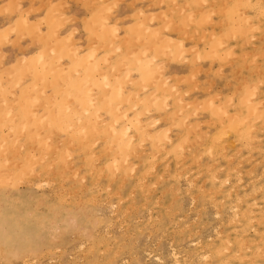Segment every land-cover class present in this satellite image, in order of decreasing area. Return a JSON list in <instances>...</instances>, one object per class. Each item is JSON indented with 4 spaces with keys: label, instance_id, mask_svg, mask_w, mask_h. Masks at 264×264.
Returning a JSON list of instances; mask_svg holds the SVG:
<instances>
[{
    "label": "rangeland",
    "instance_id": "rangeland-1",
    "mask_svg": "<svg viewBox=\"0 0 264 264\" xmlns=\"http://www.w3.org/2000/svg\"><path fill=\"white\" fill-rule=\"evenodd\" d=\"M13 1L14 0H0V55H2L0 58V74L3 75L5 72L13 74L12 76H14V78L10 87L13 89L11 91H15L14 95H10L4 99L5 101L0 102V121L2 120L6 124V127H0V231L12 245L7 252H4L6 249L1 251L0 264H176V262L177 264H264V256L262 255V253H264V220H252L250 222L251 225H248L250 229L247 227L246 229L248 230L242 232L241 235V228L239 224H236V227L234 226L231 219L232 210L229 209L233 205L241 209L246 203L247 205L255 204L258 207L254 206L253 208L264 211V189L261 190L262 187L264 188V152H261L264 151L262 150L264 149V130L262 129L264 122L255 121V126H257V128L255 126L253 128H256V131L251 128L250 132H252L251 134L249 133L250 136L253 135V138L259 137L261 139L258 138L259 140H256L254 138L251 141L248 136L250 140L247 142L242 144L235 142V144H230L233 146H225V148L221 145L220 148L219 142L216 143V141L219 139L223 140L227 137L222 136L220 138H215L217 132L215 133L214 131L218 128L216 123L219 119L215 121L214 117L209 114L210 108H219L216 111L217 116H219L218 118H223L225 112H228V114L226 113L227 115L231 114V112L234 113L236 100L239 94H242V90H246L247 87H249L247 89L248 91H252L256 88L257 92L254 94L256 96L253 97L256 99L258 97L261 99L260 101L263 100L264 71L262 69L264 67V58H262V53H264V47L261 48V45L264 46L262 44L264 43V34H262L259 29L262 28V32H264V7H262L263 12L259 10L255 17L252 12L249 11L246 13L243 10L245 13L244 16L242 9L238 6V0H197L193 5H187L185 0H172V2L171 0H162L163 2L161 0H118L119 2H117V0ZM209 1L210 3H208ZM260 1L264 6V0ZM180 3L185 4L179 8V11H176L178 7L173 6L174 4L180 6ZM218 3H221L222 6L218 5ZM170 4L172 6H170ZM224 4H226V6H224L225 8L223 7ZM227 4L230 5V7H228ZM237 6L241 10L238 9ZM170 7L173 8L170 9ZM182 7L183 10L181 9ZM216 7L217 9L223 7L222 9L225 11L220 9V11L222 10V12H220L221 15H217L219 11H216L217 14L213 13ZM236 7L238 10H234ZM190 9L194 10L193 16L191 15L193 11ZM198 9H202V12ZM226 9L228 10L227 12ZM165 10H168V13ZM158 11H162L161 16L156 18L157 13H159ZM175 11L179 14H174ZM183 11L190 12L185 13ZM141 12L144 16H142L143 14H138ZM164 12L166 13L164 14ZM203 12L206 14L210 12V14L207 16ZM259 12L261 17L257 18ZM18 13H22L24 16L26 15L25 18L28 20L27 24L36 32L33 33V31H30V33H27V31H22L21 29H15L14 31L5 29L10 27L9 25L14 27L18 19ZM195 13H200L198 14L199 17L197 14L195 15ZM154 14L155 16H153ZM183 15H187L186 18ZM203 15L206 17L203 18ZM148 16H153L155 18H149ZM179 16L181 17L180 22ZM221 16H226L225 20L224 17ZM237 16L241 17L233 21L234 18H238ZM46 17L48 22L45 21ZM170 17L172 19H169ZM245 17H249L250 19L247 18L246 20ZM253 17H255V19ZM194 18L197 19L195 22H192L191 20L194 21ZM219 18H223V22L226 21L227 24L229 20H231L230 23L233 26L231 24L227 26L226 23L221 24L222 20ZM242 18L245 19L246 26L250 27L249 30L246 29L243 35H240L238 27L239 25L240 29L243 27L244 23L239 22ZM64 19L65 21H63ZM99 19L101 20L98 21ZM157 19L163 22H159ZM210 19L212 21H210ZM139 20H142V22L139 23ZM169 20H172V22H169L170 24L168 23L165 26V23ZM176 21H178V24ZM98 22H104L105 27L110 28L113 33L111 30H108L111 35L107 34V37L105 36L106 34L102 32L96 35L95 30L98 28ZM189 22L193 25H189ZM218 22L221 24L220 29L218 25H215ZM90 23H92V25ZM174 23L180 25L177 26ZM253 24L254 26L256 24L258 25L254 27ZM185 25L189 28H184L186 27ZM223 25L226 26L224 27ZM170 26L172 27L167 30L166 28ZM36 27L38 28L35 29ZM154 27H157V29H153ZM175 27L176 30L179 29L181 31L178 32L173 30ZM227 27L229 29H227ZM50 28H53L54 32L64 33L66 38L67 35H69L67 40L64 41V45L72 41L78 47L80 56L83 53L92 55V57L104 55L107 62L109 59L113 61L112 59H115V55L118 54V50L113 47H118L120 50L126 49L128 51L127 53L134 50L131 51L133 53L136 51L135 49L138 48L134 54H131V52L128 54V56L130 55L129 58L134 55L143 57L142 54H140V46H142V43H150L146 39L160 40V38H163L161 40H166L170 45L176 46L177 49L174 50H177L180 54L175 55L177 54L175 51L173 53V59L165 63H162L163 61L161 62L162 65L160 64L159 67L163 66V69H165L159 70L160 74L164 71L160 76L164 79L166 78L165 81L168 85H176L174 88H179L178 93L183 94L181 95V105L183 101L189 103L194 100L190 103L191 106L186 102L188 107L185 105V102L183 103L185 108H183L181 113L190 112L182 121H186L185 126L192 124V122L195 124L198 122V124L196 125L197 127L188 134V137H186L187 139H181L182 129L177 128L176 125H171L170 127L166 126L163 130L165 133V140H174L176 148L184 145L186 142L185 145L189 146L188 148L190 149H186V146L182 147L184 150L181 148L177 150L175 148L174 151L166 154L168 156L162 157L158 155L154 159H151L150 155L156 140V133L154 131L153 135L148 139V142H142V144L139 145L140 147L138 150L141 151L138 152L145 151L142 156H146L145 159L139 160L134 156L130 157V155L126 154L121 156L119 153L112 152L111 155H108L112 149L116 148L117 144L109 134H102L98 128H89L87 125L83 127L81 136L76 135L69 137L64 132L53 128L55 119L51 117L53 115L50 113L49 108L51 107L52 109L53 103L60 104L62 102L59 99L61 83H51L47 78L37 83L32 88L33 94L39 99V103L35 108L38 119L34 122L29 119L23 120L24 123L22 120L19 122L17 108H19V110L21 109V112H23L22 101L27 95L32 94L27 93V95L24 96L21 91L23 81L29 76V74L26 77L18 75L21 72V67L19 66L21 60L23 59L20 64L26 65L27 67V65L32 64V59L35 55L39 57L41 61L44 59L49 60V58L52 57V61L55 60L53 64L54 72L62 67L70 69L75 65L76 58L70 55V53L76 54V51L68 52L64 47V50L67 51V55H63L61 53V46L58 42L52 45L54 51L49 55L46 54L49 53V50L44 53V56L41 51H38V41L42 42L44 40V42H46L48 40L46 35ZM140 28L142 29L140 30ZM194 28L197 33L193 30ZM143 29L146 30L143 31ZM154 30L158 31L155 33ZM185 30L187 36L190 35L189 37H193L192 39L190 38L184 41L183 38H189L185 36L186 33L182 35ZM190 30L193 32H190ZM218 30L223 33L221 32L219 34ZM152 31H154V33ZM137 32H140L139 35H135ZM141 33L144 35L142 36ZM148 33L151 35H148ZM227 33L230 34L228 35ZM249 33L250 36L248 35ZM259 33L262 36H259ZM206 34L207 37L208 35L212 36L203 39L206 37ZM181 35L182 37H179ZM253 36L263 38L258 40V37H254L253 39ZM56 38V35H53L50 39L54 42ZM193 40L194 42L197 41L193 44ZM242 40H249V42L246 45L240 42ZM223 42H227V44H223ZM232 44H234V46H232ZM242 44H244V46L241 47ZM250 44L255 45V47H252ZM106 45L107 49H104ZM131 45L133 49L130 48ZM238 45L240 48L237 47ZM190 46H192L193 49H190L192 48ZM212 47L216 48L212 49ZM227 47H232L233 49L230 48L227 50ZM186 48L189 50L187 51ZM194 49H196V51H194ZM201 49L203 50L201 51ZM222 49L223 51H221ZM230 50L232 53H230ZM250 50L254 52L258 50L259 54H256V56H260L254 59V52ZM181 51L186 52L182 54ZM241 51H250L246 59L243 55H247V53L240 55L242 53ZM196 52L198 53L196 54ZM210 52L212 54L206 56L209 55ZM217 52H219L218 58L220 59L214 60L217 58L213 55L217 54ZM229 53L234 55V57L229 55ZM192 54L196 55L192 56ZM235 54L243 57L248 62L242 59L240 60L238 56L235 61ZM251 54L254 55L252 56L253 58L250 56ZM190 56L192 57L191 61V58H189ZM165 57H167V55L162 54L158 56L160 59ZM158 58H156V61ZM178 60L179 62L182 61L179 63L177 62ZM211 61L213 62L209 63ZM226 61L228 63L231 61L232 64L230 63L229 65L227 63L228 65H226ZM251 62H257L255 63L257 65ZM224 63L225 66H223ZM243 65H245L246 69ZM120 66L121 65L117 64V70L115 69L112 71L113 75H120L126 72V67L121 66L120 68ZM220 66L223 67L220 68ZM189 67L191 70L193 68L196 69L195 78H192L194 75H190L191 77L189 76V79L187 78L185 82L182 78L183 76L188 77V73L191 72L188 71ZM197 67L202 69L200 70V68L198 69ZM254 67H258L256 72L258 71L257 73L259 75L255 73L259 78L262 74V79L257 78V75L251 72L254 70ZM218 68L221 70H218ZM82 69L83 68L79 66L78 70L82 71ZM205 69L208 70L206 73H203ZM234 70L236 71L234 72ZM260 70H262V73L259 72ZM193 71L195 72V70ZM219 71L222 72V75ZM166 76L169 77L168 80ZM175 79L178 81V84L174 82ZM180 79L184 82L182 80L181 82ZM196 80L198 81L197 84L195 83ZM238 80H242L241 82L244 84L241 82L237 84L239 82ZM244 80H246V82H244ZM189 82H193L197 88H191L190 85L192 86L193 83L189 84ZM120 83L121 85H125L126 91H133V88L126 81H121ZM245 83L249 84L246 85ZM236 85H239L241 88L237 87L234 89ZM137 87L138 84H136V88ZM188 87L193 90H190ZM193 87L195 88L194 85ZM206 88L210 90H206ZM185 89L187 91H185ZM136 91L138 90L136 89ZM232 91H234L233 93L235 94H232L233 96L230 97L231 95L229 94L232 93ZM216 94H218V96ZM226 97L229 99L225 100L224 98ZM15 98H17V100H14ZM51 99L53 100L52 102ZM95 99L98 102L101 99V93H98ZM132 99V95L127 97V100ZM195 99H197V101ZM208 99L211 102L208 101ZM230 100L232 101V105L234 104L233 108L232 105H229ZM221 101L222 103H220ZM50 103L51 105H48ZM67 103L69 108L75 107L76 109H81L75 104L73 97L67 99ZM198 104H200V107H196ZM201 104H203V106ZM171 105V101H168V110H170ZM226 105L231 107L227 108ZM259 105L261 106L258 107V110H260L259 108L264 110V102H259ZM189 107H196V110H199H194V112H192L193 110H190L191 108L189 109ZM121 108H125V105H122ZM203 108L204 110H202ZM91 109L93 110V108ZM96 109V117L94 120L97 124L99 123L98 121L107 124L109 121H113L115 122V126L122 123L121 120L111 118L112 112H108L107 109L101 107ZM219 110L221 113H219ZM77 111L78 115L74 117L75 121H79L82 116H87L89 114L83 109ZM222 111L224 114H222ZM51 112L53 111L51 110ZM150 116L154 122L148 124L145 128L151 127L155 130L154 127L157 128L163 124L162 112L159 113L156 106L153 107ZM262 118L264 119V117ZM46 119L50 126H44V121H46ZM18 123H20V127L17 126ZM258 124L260 125L258 126ZM258 129H262V131ZM202 130L205 131L203 132ZM198 131L199 133H196ZM200 131L205 134L201 137L212 139V144L214 146L217 145V148L210 155L202 152L206 142L201 141L202 138L198 135L201 134ZM192 133H196V136L192 135ZM176 135L179 136L176 137ZM196 137L199 138V140L196 139ZM187 140L194 145H190L191 143ZM193 140H195L194 142L197 144L192 142ZM229 140H231V143H234L230 137H228V141ZM247 143L249 144V148L247 147ZM243 144L247 146L245 147ZM253 144V147L256 148L255 150L252 148V151L251 147ZM237 147L238 149H236ZM257 148L259 151L256 150ZM234 150H240L238 151L239 154L235 155L236 153ZM214 152L216 154H213ZM223 152H225V155ZM230 152H232V154ZM248 153L251 160L247 161L248 158L250 159L249 155H247ZM91 154L95 155L92 163V173L88 172L89 167L86 165L84 159L86 155L91 158ZM190 154L193 157H189ZM174 155L180 156L181 160L178 156ZM197 155H199V158H197ZM66 156L68 157L66 158ZM221 156H225V160L223 157L221 158ZM228 156L233 157L226 159ZM194 157L195 160L193 159V161L194 164L197 163V166L196 164H192L191 159ZM196 158L199 163L196 162ZM174 161H176L178 166L175 165ZM190 161L191 164L189 163ZM214 161L217 163L214 164ZM126 162H130L132 169H134L133 171L124 172L121 170L122 165L126 164ZM178 162L181 163L178 164ZM237 163L240 164L238 165ZM185 165L188 167H185ZM235 165L238 166L236 167ZM175 166L176 168L174 170ZM219 166L223 168L219 169ZM111 168L113 171H118V173L115 178L109 182L111 180L109 169ZM149 168H151V170ZM233 168L234 170L229 172L230 169ZM29 169H31L32 172H29ZM178 170H180L181 173ZM213 170H216L215 173L212 172ZM249 171L252 174H250ZM260 172H262V174ZM177 174H180V176ZM209 174L210 176H216L215 183L224 179L225 176H229L228 181L225 182L223 188L219 190L223 192L224 189L233 186L230 188L231 190H229L230 197L223 198L219 202L220 194L212 189ZM175 176L176 179L174 178ZM238 176L241 181L237 178ZM144 178L145 180H143ZM10 179L12 181L8 182ZM15 179L18 182H14ZM233 182L236 184H233ZM201 183L202 186H200ZM34 184L36 186L39 184V186L35 187ZM81 187H83L82 190H80ZM252 188H258V190L256 191ZM206 191H209V193ZM213 191L216 193L215 195ZM249 192L250 194H247ZM243 193L246 197L243 196ZM211 195H213L214 198ZM253 201H255V203ZM220 206L222 207L220 208ZM235 233L242 236V240L245 238L244 241L246 242V246L243 244L244 242L241 241L240 243L242 246V248L240 246L242 261H239L238 258L236 259L235 257L226 258V249H229L228 253L230 255H235L234 252L237 249L235 241L240 239L235 236ZM234 238L237 239L235 240ZM259 238H262L261 241H258ZM252 242L255 244H252ZM249 243L251 245H249ZM256 246L262 247L258 249L260 250V252L258 251V255L262 257H253L251 254L255 251L254 249ZM214 249L219 250L216 252ZM218 251L222 252L217 254L219 253ZM202 252L206 253V260L198 256ZM244 256H247V258L244 259ZM248 257L253 259L251 263Z\"/></svg>",
    "mask_w": 264,
    "mask_h": 264
},
{
    "label": "bare ground",
    "instance_id": "bare-ground-1",
    "mask_svg": "<svg viewBox=\"0 0 264 264\" xmlns=\"http://www.w3.org/2000/svg\"><path fill=\"white\" fill-rule=\"evenodd\" d=\"M14 1H16V0H14ZM13 1V2H14ZM162 1V0H161ZM212 1V0H211ZM219 1V0H218ZM114 2V1H113ZM117 2H119L118 0H117ZM133 2H135V1H133ZM159 2V1H158ZM163 2V1H162ZM171 2H172V0H171ZM185 2H186V4L187 5H193L194 4V2H197V0H185ZM204 2V1H203ZM206 2V1H205ZM221 2V1H220ZM261 1L260 0H238L237 1V3H239L238 4V6H240V8L242 9V12H243V10H244V12H246V13H248L249 11L250 12H252L253 13V15L255 16L257 13H258V11L259 10H262V7H264L263 6V4L262 3H260ZM131 3V2H130ZM166 3H167V1H166ZM208 3H210V1L208 2ZM49 4V3H48ZM181 4V5H180ZM179 5L180 6H178V5H175L174 4V6L173 7H175V6H177L178 7V10L176 9V11H179V8L182 6V5H184V4H182V3H180ZM222 4H223V2H222ZM230 4H231V2H230ZM236 4V3H235ZM214 5H216V4H214ZM218 5H220V6H222L221 5V3H218ZM133 6V5H132ZM170 6H172L171 4H170ZM210 6V5H209ZM224 6H226V4H224L223 5V7ZM227 6L228 7H230V5H228L227 4ZM237 6V7H238ZM172 7V8H173ZM223 7H221L220 9H222ZM235 7V6H234ZM237 7L236 8H234V10L235 9H237ZM38 8V7H37ZM171 7H170V9H172ZM191 8V7H190ZM225 8V7H224ZM239 7H238V9H240ZM40 9V8H39ZM101 9V8H100ZM182 10H183V7L181 8ZM220 9L218 8L217 9V7L213 10V13H216V11H219V14H217V15H221V13L220 12H222V10H224V9H222L221 11H220ZM237 9V10H238ZM240 9V10H241ZM54 10V9H53ZM185 10V9H184ZM191 10V9H190ZM199 10V9H198ZM198 10H197V12H198ZM212 10V9H211ZM211 10H210V12H211ZM230 10V9H229ZM233 10V11H234ZM236 10V12L238 13V11ZM136 11V10H135ZM141 11V10H140ZM166 12L168 11V10H165ZM176 11H175V13L174 14H176L177 15V13H176ZM191 11H193V12H191L190 14L193 16L194 15V10L192 9ZM199 11H201L202 12V9L201 10H199ZM225 11V10H224ZM228 10L226 9V12H227ZM138 12V11H137ZM159 12V11H158ZM162 12V11H161ZM161 12H159V13H157V16H156V18L158 17V16H161ZM166 12H164V14L166 13ZM183 12H185V11H183ZM182 12V13H183ZM188 12H190V11H188ZM188 12H185V13H188ZM200 12V13H201ZM210 12H208L207 14L206 13H204L205 15H207L208 16V14H210ZM241 12V11H240ZM239 12V13H240ZM243 12V13H244ZM262 12H263V10H262ZM16 13H17V11H16ZM52 13V12H51ZM168 13V12H167ZM200 13H195V15L197 14H200ZM231 13H232V10H231ZM234 13V12H233ZM237 13H234V14H237ZM137 14V13H136ZM139 15H142L143 13L141 12V13H138ZM159 14V15H158ZM170 14V13H169ZM174 14H173V16H174ZM179 14V13H178ZM184 14V13H183ZM145 15H146V13H145ZM149 15V14H148ZM163 15V14H162ZM229 15V14H228ZM231 15H233V14H231ZM242 15V14H241ZM244 16H245V13L243 14ZM242 15V16H243ZM252 15V14H251ZM252 15V16H253ZM26 16V15H25ZM25 16L22 14V13H18V19H17V21L15 22V25H14V27L13 26H11V25H9L10 27H7V28H5L6 30H10V31H14L15 29H21L22 31H27V33H30V31H33V33L34 32H36L34 29H32V27H29V25L27 24L28 23V20H27V18H25ZM55 16V15H54ZM107 16H109V15H107ZM142 16H144V14L142 15ZM153 16H155V14L153 15ZM153 16H148L149 18H152ZM168 16H170V15H168ZM172 16V17H173ZM180 16L182 17V15L180 14ZM179 16V22H180V19H181V17ZM185 18H186V16L187 15H183ZM190 16V15H189ZM247 16V15H246ZM251 16V17H252ZM263 16V15H262ZM49 17V16H48ZM138 17V16H137ZM148 17H147V19H148ZM183 17V18H184ZM198 17H199V15H198ZM206 16H204L203 15V18H205ZM221 17H224V16H221ZM228 17H230V16H228ZM238 17V16H237ZM241 16H239L238 18H234V20L233 21H235V19H239ZM250 17V16H249ZM249 17H247V18H249ZM256 17V16H255ZM255 17H253L254 19H255ZM259 17H261V15H260V12H259V15H257V18H259ZM264 17V16H263ZM103 18V17H102ZM143 18V17H142ZM155 17H153V19H154ZM165 18V17H164ZM178 18V17H177ZM190 18H192V17H190ZM190 18H188V19H190ZM208 18H211V17H208ZM225 18H226V16L224 17V20H225ZM247 18L245 17V19L247 20ZM53 19V18H52ZM63 19V18H62ZM72 19V18H71ZM106 19V18H105ZM105 19H104V21H105ZM121 19V18H120ZM141 19V18H140ZM152 19V20H153ZM166 19V18H165ZM169 19H172L171 17L169 18ZM193 19V18H192ZM197 19V18H196ZM195 18H194V21L193 20H191L192 22H195V20H196ZM199 19V18H198ZM201 19H202V17H201ZM220 19V18H219ZM245 19H241V20H239V22H241V23H244L243 24V27H241V29H240V25H239V30H238V32H239V34L240 35H243V33L244 32H246V29H248L249 30V27L250 26H246V24H245ZM250 19V18H249ZM48 19H47V17H46V19H45V21H47ZM67 20V19H66ZM101 19H99L98 21H100ZM158 20V19H157ZM168 20V19H167ZM166 20V21H167ZM177 20V19H176ZM187 20V19H186ZM220 20H222L221 21V24H223V23H226V21L225 22H223V18H221ZM261 20V19H260ZM260 20H258V21H260ZM43 21V20H42ZM63 21H65V19L63 20ZM94 21H96V20H94ZM116 21V20H115ZM140 21V20H139ZM159 21V20H158ZM161 22H163L162 20H160ZM159 21V22H160ZM182 21H184V20H182ZM188 21V20H187ZM198 21V20H197ZM202 21V20H201ZM201 21H200V23H201ZM210 21H212L211 19H210ZM209 21V22H210ZM230 21L231 20H229V22H228V24H231L230 23ZM243 21V22H242ZM249 21V20H248ZM257 21V20H256ZM48 22V21H47ZM71 22V21H70ZM73 22V21H72ZM106 22V21H105ZM142 22V20L139 22V23H141ZM171 23L172 22V20L170 21H168V22H166L165 23V26L168 24V23ZM177 22V24H178V21H176ZM214 22V21H213ZM53 23V22H52ZM95 23V22H94ZM99 23V22H98ZM138 23V22H137ZM138 23V24H139ZM169 23V24H170ZM184 23H186V22H184ZM207 23V22H206ZM255 23V22H254ZM257 23H259V22H257ZM91 25H92V23H90ZM134 24H136V23H134ZM175 25H177L176 23H174ZM190 24H192V23H190L189 22V25ZM221 24H219V22L217 23V24H215V25H218L219 26V29H220V26H221ZM228 24L226 23V25L228 26ZM239 24V23H238ZM248 24V23H247ZM251 24V23H250ZM249 24V25H250ZM49 25V24H48ZM143 25V24H142ZM162 25V24H161ZM180 25V24H179ZM179 25H177V26H179ZM193 25V24H192ZM214 25V24H213ZM213 25H212V27H213ZM214 25V26H215ZM225 25V26H226ZM232 25V24H231ZM256 25H258V24H256ZM255 25V26H256ZM50 26V25H49ZM88 26V25H87ZM141 26V25H140ZM164 26V25H163ZM172 26H173V24H172ZM172 26H170V27H168V28H166L167 30L168 29H170ZM186 26V25H185ZM195 26V25H194ZM224 26V25H223ZM224 26V27H225ZM233 26V25H232ZM253 26H254V24H253ZM254 26V27H255ZM51 27V26H50ZM113 27V26H112ZM133 27H134V25H133ZM159 27V26H158ZM211 27V28H212ZM215 27H217V26H215ZM38 27H36L35 29H37ZM54 28V27H53ZM53 28H50V30H49V32H48V34L46 35L47 36V38H48V40L46 41V42H44V40L42 41V42H39L38 41V43H37V47H38V51H41V53H42V55L44 56V53L45 52H48V50H49V53H46L47 55H49V54H51V53H53V47H52V45L53 44H55V42L57 43H59L60 44V46H61V53L63 54V55H67V51L68 52H74V51H76V54H73V53H70V55H73L75 58H76V61H75V65L72 67V68H70V69H68V68H66V67H62L61 69H59L58 71H56V72H54L53 71V64L55 63V60H53L52 61V57L51 58H49V60H46V59H44L43 61H41V60H39V57H37L36 55L34 56V58L32 59V64L31 65H27V67H26V65H22V64H20L21 62H22V60H21V62L19 63V66L21 67V72L18 74L19 76L20 75H22V76H24V77H26L28 74H29V76H27L26 78H25V80L23 81V83H22V86H21V91L23 92V94H24V96H26L27 95V93H32V94H30V95H27L26 96V98H24V100L22 101L23 102V112H21V109L19 110V108H17V114H18V121L19 122H21V120H22V122H23V120H25V119H29V120H32V122H34V121H36L38 118H37V112H35V108L37 107V104L39 103V99L33 94L34 92H33V90H32V88L37 84V83H39V82H41L42 80H44L45 78H47V80H49L51 83H61V89H60V100L62 101L60 104H58V103H53V106H52V109H51V107L49 108L50 110V113L54 116H51L52 118H54L55 119V125H54V129H56V130H59V131H62V132H64L66 135H68L69 137H72V136H76V135H78V136H81V134H82V131H83V127L84 126H89V128H93V129H95V128H98L99 130H100V132L103 134V133H107V134H109L110 135V137L112 138V139H114V141H115V143L117 144L116 145V148H114V149H112L111 151H110V153L108 154V155H111L112 154V152L113 153H119L121 156L122 155H130V157L131 156H134L136 159H139V160H142V159H145V157L146 156H142L144 153H145V151H142V152H138V151H141V150H138L139 149V145H141L142 144V142H148L149 140L148 139H150V137L153 135V132L155 131V133H156V140H155V143H154V148H153V150H152V153H151V155H150V158L152 159H154L155 157H157L158 155H161L162 157L163 156H168V155H166L167 153H169V152H172V151H174L175 150V148H176V145L174 144V140H165V133H164V130H163V128H166V126H168V127H170L171 125H176V127L177 128H181L182 129V137H181V139L183 138V139H187L186 137H188V134H190L192 131H193V129L195 128V127H197L196 125L198 124V122H197V124H195V123H193L192 122V124H188L187 126H185L186 125V121H182L185 117H187L189 114V112H186V113H181V111L183 110V108H185V105L187 106V103L185 102V101H183V103L185 102V105L182 103V105H181V100H182V98H181V95H183V94H179L178 93V91H179V88L178 89H175L174 88V86H176V85H168V83L165 81L166 80V78L164 79V78H162L160 75H162V73L164 72H162L161 74H160V69L162 70L163 69V66H161V67H159V65L161 64L162 65V63H165L166 61H169V60H171V59H173V57H174V52L176 51L177 52V50H174V49H177V47L176 46H174V45H170L166 40H161V39H163V38H160V40H153V39H146V40H148L150 43H142V46H140V48H141V50H140V54H142V56L143 57H139L138 55H134V56H132L131 58H129V56H128V54H130V52L131 51H134V50H129L130 52L129 53H127L128 51L126 50V49H122V50H120L118 47H113V48H115V49H117L118 50V54L117 55H115V59H112L113 61H111L110 59V61L108 60V62H107V60H105V58H104V55H101V56H96V57H92V55H87V54H81V56H80V52H79V49H78V47L76 46V44H74L72 41H69L70 43H67L66 45H64V41L65 40H67V38L69 37V35H67V38L65 37V35H64V33H57V32H54L53 31ZM88 28H90V27H88ZM107 27H105V24H104V22H101V23H99L98 24V28H96V35L97 34H101V32L102 33H105L106 35V37H107V34H110L111 35V33H110V31H108V30H111L110 28H107ZM130 28V27H129ZM157 29V27H154L153 29ZM161 28V27H160ZM184 28H189V27H184ZM231 28V27H230ZM237 28V27H236ZM251 28H253V27H251ZM48 29V28H47ZM142 28H140V30H141ZM150 29H152V28H150ZM183 29V28H182ZM203 29V28H202ZM227 29H229L228 27H227ZM6 30H4V31H6ZM88 30V29H87ZM94 30V29H93ZM92 30V31H93ZM106 30H107V32H106ZM139 30V31H140ZM146 29H143V31H145ZM149 30V29H148ZM158 30H159V28H158ZM158 30H154L155 31V33L158 31ZM173 30H176V27L173 29ZM194 31H196L195 30V28L193 29ZM262 28L261 29H259V31L262 33V34H264V32H262ZM154 31H152L153 33H154ZM176 31H181V30H179V29H177ZM219 31V34L222 32V31H220V30H218ZM218 31H217V33H218ZM235 31V30H234ZM253 31H254V29H253ZM111 32H112V30H111ZM115 32V31H114ZM140 32H142V31H140ZM140 32H137V34H135V35H139V33ZM147 32V31H146ZM150 32V31H149ZM160 32V31H159ZM190 32H193V31H191L190 30ZM189 32V33H190ZM198 32H199V30H198ZM204 32V31H203ZM202 32V33H203ZM225 32H226V30H225ZM113 33V32H112ZM143 33V32H142ZM141 33V34H142ZM186 33V30H185V32H183V34L182 35H184ZM196 33H197V31H196ZM216 33V34H217ZM223 33V32H222ZM237 33V32H236ZM141 34H140V36H141ZM150 33H148V35H149ZM180 34V33H179ZM191 34V33H190ZM208 34H210V33H208ZM218 34V35H219ZM228 35L230 34V33H227ZM260 34V33H259ZM53 35H56V40L54 41V42H52V40L50 39ZM70 35H71V33H70ZM94 35V34H93ZM144 34H142V36H143ZM151 35V34H150ZM182 35L181 36H179V37H182ZM189 35V34H188ZM215 35V34H214ZM217 35V36H218ZM225 35V34H224ZM223 35V36H224ZM233 35V34H232ZM249 36H250V33L248 34ZM254 35V34H253ZM158 36H160V35H158ZM157 36V37H158ZM162 36V35H161ZM164 36V35H163ZM185 36H187V33H186V35ZM190 36V35H189ZM189 36H187V37H189ZM198 36V35H197ZM196 36V37H197ZM204 36V35H203ZM212 36V35H211ZM210 35H208V37H207V34H206V37H204L203 39H207V38H209V37H211ZM237 36H239V35H237ZM247 36V35H246ZM246 36H245V38H246ZM252 36V35H251ZM259 36H262L261 34L259 35ZM259 36H253V39H254V37L255 38H257L258 40H260V39H262L263 37H261V38H259ZM264 36V35H263ZM71 37V36H70ZM138 37V36H137ZM178 37V36H177ZM178 37V38H179ZM226 37V36H225ZM234 37V36H233ZM139 38V37H138ZM169 38V37H168ZM191 37H189V38H183L184 39V41L186 40V39H190ZM193 38V37H192ZM191 38V39H192ZM232 38V37H231ZM127 39V38H126ZM125 39V40H126ZM144 39V38H143ZM157 39V38H156ZM198 39V38H197ZM219 39V38H218ZM233 39V38H232ZM239 39V38H238ZM237 39V40H238ZM132 40H134V39H132ZM131 40V41H132ZM199 40V39H198ZM235 40V39H234ZM240 40V39H239ZM130 41V40H129ZM197 41V40H196ZM195 41V42H196ZM204 41V40H203ZM75 42V41H74ZM113 42V41H112ZM172 42V41H171ZM174 42H175V40H174ZM194 42V40H193V44L195 43ZM204 42H206V41H204ZM240 42H242V43H245L246 45H247V43L249 42V40H247V41H245V40H242V41H240ZM173 43V42H172ZM171 43V44H172ZM180 43V42H179ZM178 43V44H179ZM217 43V42H216ZM227 44V42H223V44ZM182 44V43H181ZM192 44V45H193ZM204 44V43H203ZM207 44H208V41H207ZM223 44H220V45H223ZM241 44V43H240ZM263 45H264V43H262ZM111 45V44H110ZM124 45V44H123ZM132 45H135V44H132ZM132 45L130 46V48H132ZM141 45V44H140ZM176 45H177V43H176ZM252 47H255V45H252V44H250ZM114 46V45H113ZM182 46V45H181ZM196 46V45H195ZM194 46V47H195ZM208 46V45H207ZM232 46H234V44H232ZM242 46H244V44H242L241 45V47ZM27 47V46H26ZM29 47V46H28ZM64 47H65V49L67 50V51H65L64 50ZM190 47H192V46H190ZM190 47H188V48H190ZM206 47V46H205ZM220 47V46H219ZM222 47V46H221ZM237 47H239V45L237 46ZM264 46H262L261 45V48H263ZM130 48H128V49H130ZM135 48V47H134ZM182 48V47H181ZM196 48V47H195ZM213 48H216V47H212V49ZM228 49L227 50H229L230 48H232V47H227ZM235 48V47H234ZM240 48V47H239ZM250 48V47H249ZM259 48H260V46H259ZM104 49H107V45H106V47L104 48ZM110 49V48H109ZM133 49V48H132ZM138 49V48H137ZM137 49H135L136 51H137ZM182 49H185V48H182ZM190 49H193V47L192 48H190ZM204 49V48H203ZM203 49H201V51L203 50ZM224 49H225V47H224ZM233 49V48H232ZM126 50V51H125ZM186 50L188 51L189 49H187L186 48ZM226 50V51H227ZM259 50V49H258ZM258 50L256 51V52H254L253 50H250L251 52L253 51L254 52V55H250L251 57L252 56H254V59H255V57H259L260 55H257L256 56V54H259L258 53ZM264 50V49H263ZM263 50H262V52H263ZM23 51V50H22ZM135 51V52H136ZM194 51H196V49H194ZM194 51H192L193 53H195ZM221 51H223V49L221 50ZM250 51L249 52H239V53H241L240 55H243L244 53H247V55L245 54V55H243V57L245 56V59H246V56L248 57V54L250 53ZM135 52H131V54H134ZM182 52V54L184 53V52H186V51H181ZM224 52H225V50H224ZM198 52H196V54H197ZM213 53H215V52H213ZM218 53L219 52H217V54H215V55H213L215 58H217V59H214V60H218V59H220V58H218ZM230 53H232V51L230 50ZM229 53V55H231ZM139 54V55H140ZM162 54H164V55H167V57H165V58H158V56H160V55H162ZM180 54V52H177V54H175V55H179ZM195 54V55H196ZM207 54V53H206ZM212 53L210 52L209 53V55H206V56H210ZM263 55H264V53H262ZM195 55H193L192 54V56H195ZM262 55V58H264V56ZM1 56L2 55H0V58H1ZM203 56V55H202ZM223 56V55H222ZM221 56V57H222ZM231 56H233L234 57V55H231ZM239 57V59L241 60H245L243 57H240L239 55H236L235 54V58H234V60L236 59V58H238ZM198 57V56H197ZM232 57V58H233ZM156 58H158L157 59V61H156ZM189 58H191L190 59V61L192 60V57L190 56ZM205 58V57H204ZM206 58H209V57H206ZM253 58V57H252ZM193 59H194V57H193ZM231 59V58H230ZM251 59V58H250ZM260 59V58H259ZM258 59V60H259ZM199 60V59H198ZM163 61V62H162ZM182 61V60H181ZM180 61V62H181ZM223 61V60H222ZM236 61V60H235ZM246 61V60H245ZM107 62V63H106ZM162 62V63H161ZM177 62H179V60L177 61ZM179 62V63H180ZM213 61H211V62H209V63H212ZM243 62V61H242ZM246 62H248V61H246ZM254 62V61H253ZM253 62H251V63H253ZM223 63V62H222ZM226 63V65H230V63L232 64V62L231 61H229V63L226 61L225 62ZM225 63H224V65L223 66H225ZM228 63V64H227ZM255 63H257V62H255ZM255 63H253V64H255ZM259 63V62H258ZM117 64H119V65H121V66H123V67H126V69L127 70H125L126 72H124L123 74L121 73L120 75H113L112 74V71L113 70H115L116 68H117ZM167 64V63H166ZM243 64H245V63H243ZM250 64V63H249ZM248 64V65H249ZM211 65V64H210ZM222 65V64H221ZM255 65H257V64H255ZM264 65V64H263ZM18 66V65H17ZM79 66L80 67H82L83 69H82V71H79L78 70V68H79ZM121 66H120V68H121ZM223 66H220V68H222ZM254 66V65H253ZM209 67V66H208ZM243 67L246 69V67H245V65H243ZM258 67H259V65H258ZM257 67V68H258ZM196 68V67H195ZM198 69L200 68V67H197ZM220 68H218V70L220 69ZM240 68H241V66H240ZM257 68H253L254 70L253 71H251V72H254V74L255 75H257L258 73V71L256 72V69ZM165 69V68H164ZM163 69V70H164ZM189 69H190V67H189ZM188 69V71H191L190 73H188L187 75H188V77L187 76H183V78L182 79H184V81L186 82V79L188 78L189 79V76L191 75H194V77L192 76V78H195V73H196V69H190L189 70ZM197 69V70H198ZM202 68H200V70H201ZM232 69V68H231ZM249 69V68H248ZM262 69V68H261ZM117 70V69H116ZM193 70H195V72L193 71ZM208 70V69H207ZM206 69L203 71V73L205 72L206 73V71H207ZM221 70V69H220ZM237 70V69H236ZM236 70H234V72L236 71ZM238 70H239V68H238ZM250 70H252V69H250ZM259 70V69H258ZM263 71H264V67H263V69H262ZM262 70H260L259 72L260 73H262ZM1 71V70H0ZM194 72V74H193V72ZM231 71V70H230ZM232 71H233V69H232ZM219 72H221V71H219ZM233 72V73H234ZM250 72V73H251ZM257 74H256V73ZM114 73V72H113ZM115 73H118V72H115ZM131 73H132V75H131ZM200 73V72H199ZM232 73V74H233ZM239 73V72H238ZM10 74V75H9ZM119 74V73H118ZM197 74H198V71H197ZM235 74V73H234ZM252 74V73H251ZM13 74H11V73H8V72H5L3 75H1L0 74V102L1 101H5L4 99H6L8 96H10V95H14L15 94V91H11V90H13L11 87H10V85H11V83H12V80H13V78H14V76H12ZM221 75H222V72H221ZM238 75V74H237ZM236 75V76H237ZM259 75V74H258ZM258 75L256 76L257 78H259L258 77ZM264 75V74H263ZM262 74L260 75V78L263 76ZM190 76V77H191ZM8 77V78H7ZM167 77V76H166ZM171 77V76H170ZM185 77V78H184ZM234 77V76H233ZM232 77V78H233ZM237 77H239V76H237ZM3 78V79H2ZM168 78L169 77H167V80H168ZM259 78V79H260ZM264 78V77H263ZM27 79V80H26ZM182 79H180V81L182 80ZM238 79V78H237ZM245 79V78H244ZM262 79V78H261ZM194 80V79H193ZM192 80V81H193ZM242 80H243V76H242ZM242 80H238L237 82V84H240V82L242 81ZM121 81H126L127 83H129V85L133 88L132 90L133 91H126V87H125V85H121ZM183 81V80H182ZM181 81V82H182ZM183 81V82H184ZM188 81V80H187ZM234 81H236V80H234ZM175 83H177L178 81H176V79H175V81H174ZM194 82V81H193ZM193 82H189V84H192ZM197 80H196V84H197ZM208 82V81H207ZM213 82V81H212ZM212 82H211V85H212ZM244 82H246V80H244ZM242 84H244L243 82H241ZM252 83H255V82H252ZM136 84H138V87L136 88ZM178 84V83H177ZM209 84V83H208ZM246 85H248L247 83H245ZM258 84V83H257ZM260 84H261V82H260ZM193 85L195 86V88L193 87ZM193 85L191 86L190 85V87L191 88H193V89H196L197 87H196V85L193 83ZM230 85V84H229ZM255 85V84H254ZM240 86H242V85H240ZM252 86V85H251ZM10 87V88H9ZM241 88V87H239V85L237 86H235V88L234 89H236V88ZM243 88L245 87V86H242ZM189 88V87H188ZM187 88V89H188ZM191 88H189L190 90H193V89H191ZM203 88V87H202ZM242 88V89H243ZM246 88V87H245ZM249 87H247V89H248ZM251 88V87H250ZM136 89L138 90V91H136ZM188 89V90H189ZM199 89V88H198ZM197 89V90H198ZM210 90L209 88H206V90ZM242 89H239V90H242ZM242 90L243 92H242V94H239V97H238V99L236 100V104H235V112L233 113V112H231V114H229V115H227L228 114V112H225V116L223 117V118H218L219 116H217V113H216V111L219 109H213V108H210L209 109V114H210V116H212V117H214V120L215 121H217V119H219L218 121H217V130L216 131H214L215 133L217 132V135H215V138H220V137H227V138H225V139H223V140H221V139H219V140H217L216 141V143H218L219 142V146H220V148H221V145L222 146H224V148H225V146H233V145H230V144H235V142H239L240 144H242V143H244V142H247V141H249L250 139H251V141L255 138H253V135H249V133L251 134V132H250V129L251 128H253L254 126H255V121H260V122H264L263 120V118L262 117H264V110H262L261 108H259L260 110H258V107L259 106H261V105H259V102H264V97L262 98L263 100L262 101H260L261 99H259L258 97H257V99L255 98V97H253V96H256V95H254V94H256V88H254V90H252L253 92H255V93H253L252 91H248V90ZM252 89H253V87H252ZM205 90V89H204ZM185 91H187L186 89H185ZM261 91V90H260ZM264 91V90H263ZM262 91V92H263ZM234 91H232V93H230L229 95H231L230 97H232L235 93H233ZM236 92V91H235ZM98 93H101V99L97 102V100L95 99V96L98 94ZM261 93V92H260ZM233 94V95H232ZM130 95H132L133 96V99L132 100H127V97L128 96H130ZM217 96H218V94H216ZM226 96V95H225ZM227 96H228V94H227ZM71 97H73L74 98V100H75V104L77 105V106H79L81 109H83L85 112H88L89 114L87 115V116H82L81 117V120H77V121H75L74 120V117L75 116H77L78 115V111L77 110H81V109H76L75 107H72V108H69L68 107V103H67V99H69V98H71ZM213 97H216V96H213ZM229 97V96H228ZM228 97H226V98H224L225 100L227 99H229ZM194 98V97H193ZM203 99V98H202ZM14 100H17V98H15ZM41 100V99H40ZM196 101H197V99H195ZM211 100H212V98H211ZM53 100L51 99V102H52ZM168 101H171V107H170V110H168L167 109V106H168ZM194 101V100H193ZM193 101H190L188 104L191 106V104L190 103H192ZM204 101V100H203ZM208 101H210L209 99H208ZM213 101V100H212ZM224 101V100H223ZM205 102V101H204ZM211 102V101H210ZM232 101L230 100V104L229 105H232V103H231ZM195 103V102H194ZM200 103V102H199ZM220 103H222V101L220 102ZM204 104V103H203ZM203 104H201L202 106H203ZM205 104H206V102H205ZM48 105H51V103L50 104H48ZM122 105H125V108H121V106ZM213 105V104H212ZM217 105V104H216ZM234 105V104H233ZM233 105H232V108H233ZM154 106H156L157 107V109L159 110V113L160 112H162V119H163V124H161L160 125V127H154L155 128V130H153L151 127H148V128H145L148 124H150V123H153L154 121L152 120V117L150 116V112L152 111V109H153V107ZM222 106V105H221ZM227 106V105H226ZM98 107H101V108H104V109H107L108 110V112H112V116H111V118H113V119H115V120H121L122 121V123L121 124H118V126H115V122H113V121H109L108 122V124L107 123H104V122H101V121H98L99 123L97 124L96 122H95V117H96V108H98ZM188 107V106H187ZM196 107H200V104H198V106H196ZM196 107H189V109L190 110H193L192 112H194V110L195 111H197V110H199V109H197L196 110ZM214 107H215V105H214ZM218 107V106H217ZM219 107H220V104H219ZM228 107H231V106H227V108ZM91 108H93V110L91 109ZM226 108V107H225ZM263 108V107H262ZM128 109V110H127ZM51 110L53 111V112H51ZM202 110H204V108L202 109ZM222 110V109H221ZM59 113H58V112ZM76 111V112H75ZM224 111H225V109H224ZM219 113H221L220 112V110H219ZM227 113V114H226ZM233 113V114H232ZM179 114V115H178ZM222 114H224V112L222 111ZM262 120V121H261ZM46 121H47V119H46ZM46 121H44V126L45 127H47L48 125H49V123H48V121L46 122ZM160 121H161V119H160ZM195 121V120H194ZM210 121V120H209ZM24 123V122H23ZM260 124H258V126H259ZM261 125H262V123H261ZM18 127H20L21 125H20V123H18V125H17ZM50 126V125H49ZM183 126H185V127H183ZM215 126V125H214ZM0 127H2V128H4V127H6V124H5V122H3L2 120L0 121ZM256 128H257V126H255ZM7 128H9V127H7ZM256 128H253L255 131H256ZM215 129H216V127H215ZM262 129L264 130V124H263V126H262ZM262 129L260 130V129H258L259 131H262ZM203 132L205 131V130H202ZM196 133H199V131L198 132H196ZM196 133H192V135H195ZM200 133H201V131H200ZM204 133H201V134H198V135H200L199 137L200 138H202V142H206V144H205V146H204V148H203V150H202V152L203 153H206V154H208V155H210V154H212V152L217 148V145L216 146H214L213 144H212V139L210 140L209 138H205V137H201L202 135H203ZM198 135H197V137H198ZM205 135V134H204ZM136 136V137H135ZM179 135H176V137H178ZM196 136V135H195ZM250 137V139H249V137ZM264 136V135H263ZM196 137V139H198L199 140V138H197ZM228 137H230L233 141H234V143L232 142H230L231 140H229L228 141ZM259 138V137H258ZM258 138H255L256 140L258 139ZM180 139V140H181ZM193 139H195V138H193ZM259 139H261V138H259ZM258 139V140H259ZM255 140V141H256ZM188 141V140H187ZM191 141V140H190ZM195 140H193L192 142H194ZM250 141V142H251ZM178 142V141H177ZM182 142V141H181ZM185 142V141H184ZM189 142V141H188ZM201 142V143H202ZM189 143H191V142H189ZM194 143H196V142H194ZM185 144H186V142H185ZM182 145V146H180V147H177L176 149L178 150V149H183L182 147L183 146H186L185 148L186 149H190V148H188L189 146H187V145ZM197 144V143H196ZM199 144H200V142H199ZM248 144V143H247ZM252 144V143H251ZM250 144V145H251ZM261 144V143H260ZM179 145V144H178ZM181 145V144H180ZM190 145H194V144H190ZM245 147L247 146V145H245V144H243ZM257 145V144H256ZM197 146V145H196ZM254 146V144L252 145V147H251V149L252 148H254L253 147ZM193 147V146H192ZM244 147V148H245ZM248 148H249V144H248V146H247ZM239 148H240V146H239ZM256 148V147H255ZM255 148H254V150H255ZM236 149H238V147L236 148ZM247 149V148H246ZM260 149V148H259ZM184 150V149H183ZM182 150V151H183ZM248 150V149H247ZM257 151H259L258 150V148L256 149ZM262 150H264V149H262ZM186 151V150H185ZM225 151V150H224ZM235 151V150H234ZM238 151H240V150H238ZM237 150L235 151V155H237V154H239V152H238ZM252 151H253V149H252ZM261 151V150H260ZM261 152H264V151H261ZM147 153V152H146ZM149 153V152H148ZM194 153V152H193ZM231 154H232V152H230ZM181 154V153H180ZM192 154V153H191ZM189 155V157H193L192 155ZM195 154V153H194ZM213 154H216L215 152L213 153ZM223 154L225 155V152H223ZM222 154V155H223ZM84 155V154H83ZM83 155H82V157H83ZM172 155V154H171ZM204 155V154H203ZM219 155V154H218ZM247 155H249V153L247 154ZM90 156H92L91 158H89L87 155L84 157V159H85V162H86V165L89 167V171L88 172H90V173H92L93 172V169H92V167H93V165H92V163H93V161H94V154H91ZM174 156H178V155H174ZM181 156H182V154H181ZM183 156H184V154H183ZM198 156V157H197ZM196 157L197 158H199V155H197ZM215 156H217V155H215ZM233 156H234V153H233ZM233 156H228V158H226V159H229V158H232ZM246 156V155H245ZM68 156H66V158H67ZM88 157V158H87ZM129 157V158H130ZM143 157V158H142ZM172 157H173V155H172ZM179 157V159L181 160V158H180V156H178ZM223 157V159L225 160V156H221V158ZM242 157H244V156H242ZM242 157H239V158H242ZM249 157H250V155H249ZM128 158V159H129ZM174 158V157H173ZM183 158V157H182ZM184 158H185V156H184ZM183 158V159H184ZM197 158H196V162H198L197 161ZM238 158V159H239ZM248 158V157H247ZM264 158V157H263ZM262 158V159H263ZM176 159H178V158H176ZM193 159L195 160V157L194 158H192L191 160H192V164H194V161H193ZM185 160V159H184ZM231 160V159H230ZM248 160H251V157H250V159L248 158L247 159V161ZM148 161V160H147ZM175 162V165L176 166H178L177 164H176V161H174ZM215 162V161H214ZM214 162H212V163H214ZM228 162V161H227ZM226 162V163H227ZM230 162V161H229ZM246 162V161H245ZM181 162H178V164H180ZM182 163H183V160H182ZM190 164H191V161L189 162ZM188 163V164H189ZM199 163V162H198ZM217 162H215L214 164H216ZM153 164V163H152ZM151 164V165H152ZM187 164V165H188ZM196 164V166H197V163H195ZM194 164V165H195ZM228 164V163H227ZM226 164V165H227ZM238 165L240 164V163H237ZM166 165V164H165ZM199 165V164H198ZM237 165V166H238ZM176 166L174 167V170H175V168H176ZM236 166V165H235ZM236 166V167H237ZM183 167V166H182ZM181 167V168H182ZM185 167H188V166H186L185 165ZM212 167V166H211ZM70 168V167H69ZM166 168V167H165ZM184 168V167H183ZM182 168V169H183ZM219 169H221V168H223V167H218ZM235 168V167H234ZM234 168L233 169H230V171L229 172H232V170H234ZM253 168V167H252ZM150 170H151V168H149ZM153 169V168H152ZM167 169H168V167H167ZM199 169H200V167H199ZM248 169V168H247ZM247 169H246V171H247ZM30 171L29 172H32L31 171V169H29ZM51 170V169H50ZM49 170V171H50ZM121 170L122 171H124V172H130V171H133L134 169H132V165H130V162H126V164H123L122 165V168H121ZM197 170V169H196ZM216 170H218V169H216ZM216 170H213L212 172L213 173H215V171ZM48 171V172H49ZM52 171V170H51ZM109 171H110V173H111V180L109 181V182H111L112 181V179H114L115 178V176H116V174L118 173V171H113L112 170V168L111 169H109ZM165 171V170H164ZM163 171V172H164ZM179 172H180V170H178ZM189 171V170H188ZM236 171V170H235ZM120 172V171H119ZM177 172V171H176ZM184 172V171H183ZM238 172V171H237ZM248 172V171H247ZM181 173V172H180ZM188 173V172H187ZM208 173V172H207ZM240 173V172H239ZM249 173H250V171H249ZM261 174H262V172H260ZM23 174V173H22ZM198 174V173H197ZM201 174V173H200ZM237 174V173H236ZM241 174V173H240ZM250 174H252V173H250ZM114 175V176H113ZM172 175H174V174H172ZM178 176H180V174H177ZM176 175V176H177ZM216 175V174H215ZM247 175V174H246ZM33 176V175H32ZM36 176V175H35ZM131 176V175H130ZM176 176L174 177L175 179H176ZM184 176V175H183ZM186 176V175H185ZM196 176V175H195ZM194 176V177H195ZM237 176V175H236ZM0 177H1V175H0ZM38 177V176H37ZM113 177V178H112ZM193 177V178H194ZM228 177L229 176H225V178L224 179H221L220 181H217L216 183L214 182L215 180H216V176H210V174H209V178H210V183H211V187H212V189H214L215 191H217L219 194H220V200H219V202L221 201V199H223V198H226V197H230L229 195H230V192H229V190H231L230 188H232V187H228V188H226V189H224L223 190V192L222 191H220L219 189L220 188H223V186H224V183L225 182H227L228 181ZM234 177V176H233ZM237 178H239V176L237 177ZM260 178V177H259ZM12 179V178H11ZM8 180V182H10V181H12V180ZM180 179V178H179ZM45 180V179H44ZM80 180H84V179H80ZM139 180H141V179H139ZM138 180V181H139ZM143 180H145V178L143 179ZM178 180V179H177ZM237 180V179H236ZM254 180V179H253ZM17 180L15 179L14 180V182H16ZM42 181V180H41ZM47 181V180H46ZM79 181V180H78ZM137 181V182H138ZM239 181H241L240 180V178H239ZM251 181V180H250ZM18 182V181H17ZM141 182V181H140ZM190 182V181H189ZM238 182V181H237ZM38 183V182H37ZM136 183V182H135ZM193 183H194V181H193ZM12 184V183H11ZM46 184H48V183H46ZM144 184H145V182H144ZM191 184V183H190ZM227 184V183H226ZM233 184H236V183H234L233 182ZM50 185V184H49ZM143 185V184H142ZM193 185V184H192ZM34 186L35 187H38L39 186V184L36 186L35 184H34ZM44 186V185H43ZM93 186H94V184H93ZM92 186V187H93ZM200 186H202V183H201V185ZM236 186V185H235ZM262 186V185H261ZM120 187V186H119ZM118 187V188H119ZM135 187V186H134ZM172 187V186H171ZM259 187V186H258ZM42 188V187H41ZM82 188L83 187H81L80 188V190H82ZM98 188V187H97ZM106 188H108V187H106ZM105 188V189H106ZM132 188V187H131ZM141 188V187H140ZM186 188H187V186H186ZM260 188V187H259ZM252 189H254V188H252ZM264 188L262 187V189L261 190H263ZM254 190H258V188L257 189H254ZM253 190V191H254ZM210 191H212V190H210ZM176 192H177V190H176ZM176 192H174V193H176ZM187 192V191H186ZM185 192V193H186ZM206 192H208L209 193V191H206ZM214 192V191H213ZM188 193V192H187ZM116 194V193H115ZM216 193L214 192V195H215ZM244 194V193H243ZM247 194H250V192L249 193H247ZM253 194H254V192H253ZM68 195V194H67ZM70 195V194H69ZM235 195V194H234ZM116 196V195H115ZM211 196H213V195H211ZM243 196H245V194L243 195ZM243 196H242V198H243ZM249 196V195H248ZM238 197V196H237ZM246 197V196H245ZM213 198H214V196H213ZM234 198H236V197H234ZM61 199V198H60ZM238 199V198H237ZM212 200V199H211ZM119 201V200H118ZM238 201H240V200H238ZM264 201V200H263ZM93 202V201H92ZM216 202V201H215ZM235 202V201H234ZM254 203H255V201H253ZM252 203V202H251ZM118 204V203H117ZM220 204V203H219ZM233 204H235V203H233ZM240 204V203H239ZM238 204V205H239ZM221 205V204H220ZM231 205V204H230ZM249 205V204H248ZM246 203H245V205H244V207L243 208H241V209H238V207L236 206V205H233L232 207H230L229 209L230 210H232L231 211V219H232V221H233V223H234V226L236 227V224H239V227L241 228V230H240V233H241V235H242V232H244L245 230H248V229H246L247 227H248V225L250 224L251 225V221L252 220H258V219H260V220H264V211H261L260 209H257V208H253L254 206L255 207H258V206H256L255 204H251V205H249L248 206ZM103 206V205H102ZM108 206H110V205H108ZM130 206H131V204H130ZM222 206H220V208H221ZM229 207V206H228ZM110 208V207H109ZM218 209V208H217ZM229 209H228V211H229ZM106 210H107V208H106ZM219 210V209H218ZM126 211V210H125ZM233 212V213H232ZM57 213V212H56ZM227 216V215H226ZM155 219V218H154ZM180 219V218H179ZM230 220V219H229ZM259 220V221H260ZM231 221V220H230ZM255 221V223L257 224V222ZM258 221V222H259ZM220 222V221H219ZM147 223V222H146ZM253 223V222H252ZM228 225V224H227ZM184 226V225H183ZM233 226V227H234ZM121 227V226H120ZM249 228V227H248ZM234 229V228H233ZM237 229V228H236ZM235 229V230H236ZM250 229V228H249ZM256 229V228H255ZM216 230V229H215ZM232 231V230H231ZM235 232V231H234ZM257 233V232H256ZM255 233V234H256ZM264 233V232H263ZM217 234V233H216ZM262 234V233H261ZM219 235V234H218ZM220 236V235H219ZM235 236L236 237H238V238H240L239 240L237 239V238H234L236 241H235V243L237 244L236 245V247H237V249L235 250V255H230L229 253H228V251H229V249H226L224 252H225V254L227 255V257L226 258H232V257H235L236 259L238 258V260L240 261H242V256H241V253H240V246H241V241L242 242H244L243 244H245V246H246V242L244 241L245 240V238H244V240H242V236H239L237 233H235ZM227 237V236H226ZM262 239V238H261ZM261 239L259 238L258 239V241L260 240L261 241ZM225 241V240H224ZM255 242V241H254ZM254 242H252V244L254 243ZM195 243V242H194ZM224 243V242H223ZM192 244V243H191ZM242 244V245H243ZM255 244V243H254ZM229 245V244H228ZM249 245H251L250 243H249ZM10 246H12L11 245V242H9V240L7 239V238H5V236L3 235V233L0 231V256H1V251L2 250H4V249H6V250H4V252H7V250L10 248ZM244 246V245H243ZM245 246H244V248H245ZM241 248H242V246H241ZM259 248H262V247H257L256 246V248L254 249L255 251L253 252V253H251L252 255H253V257H257L258 258V256L259 257H262V256H260V255H258V253L260 252V250H258ZM216 249V248H215ZM214 249V251H216L217 252V250H219V249H217V250H215ZM246 249V248H245ZM202 250V249H201ZM221 250H223V249H221ZM91 251V250H90ZM245 251V250H244ZM259 251V252H258ZM116 252V251H115ZM172 252V251H171ZM174 252V251H173ZM219 253H217V254H220L221 252L220 251H218ZM209 253V252H208ZM216 254V255H217ZM225 254H224V256H225ZM262 255L264 256V253H262ZM3 256V255H2ZM173 256V255H172ZM200 258H202V259H204L205 258V256H206V253L205 252H202L200 255H198ZM174 257V256H173ZM169 258V257H168ZM244 259H246L247 258V256L245 257H243ZM249 258V257H248ZM157 259V258H156ZM207 258H205V260H206ZM243 259V260H244ZM250 259V258H249ZM260 259H262V258H260ZM225 260V259H224ZM176 261V260H175ZM200 261V260H199ZM253 261V259H250V263ZM25 262V261H24ZM161 262V261H160ZM208 262V261H207ZM222 262H223V260H222ZM225 262V261H224ZM220 263H221V261H220ZM226 263V262H225ZM37 264V263H36ZM176 264H177V262H176ZM222 264V263H221Z\"/></svg>",
    "mask_w": 264,
    "mask_h": 264
}]
</instances>
